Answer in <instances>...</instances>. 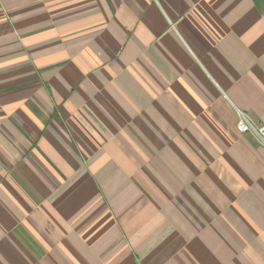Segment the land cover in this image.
<instances>
[{
	"label": "crops",
	"instance_id": "0c3cea01",
	"mask_svg": "<svg viewBox=\"0 0 264 264\" xmlns=\"http://www.w3.org/2000/svg\"><path fill=\"white\" fill-rule=\"evenodd\" d=\"M264 0H0V264H264Z\"/></svg>",
	"mask_w": 264,
	"mask_h": 264
},
{
	"label": "built area",
	"instance_id": "2783aa9c",
	"mask_svg": "<svg viewBox=\"0 0 264 264\" xmlns=\"http://www.w3.org/2000/svg\"><path fill=\"white\" fill-rule=\"evenodd\" d=\"M236 127L242 133L251 134L259 143L264 145L263 124H256L247 114L242 111H238Z\"/></svg>",
	"mask_w": 264,
	"mask_h": 264
}]
</instances>
